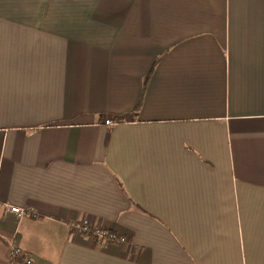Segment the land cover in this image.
I'll use <instances>...</instances> for the list:
<instances>
[{
  "label": "crops",
  "instance_id": "0c3cea01",
  "mask_svg": "<svg viewBox=\"0 0 264 264\" xmlns=\"http://www.w3.org/2000/svg\"><path fill=\"white\" fill-rule=\"evenodd\" d=\"M12 243L264 264V0H0V264Z\"/></svg>",
  "mask_w": 264,
  "mask_h": 264
},
{
  "label": "built area",
  "instance_id": "2783aa9c",
  "mask_svg": "<svg viewBox=\"0 0 264 264\" xmlns=\"http://www.w3.org/2000/svg\"><path fill=\"white\" fill-rule=\"evenodd\" d=\"M116 119L107 117L104 119V124L112 126ZM11 213L17 218L22 217H35L30 207H19L13 205H6ZM70 229L78 234H85L97 243L108 244V243H126L127 237L119 235L114 230L108 229L104 226L95 225L87 218H82L70 223ZM7 264H45L43 262L36 261L32 255L20 248L18 245H11L8 254Z\"/></svg>",
  "mask_w": 264,
  "mask_h": 264
},
{
  "label": "rangeland",
  "instance_id": "374dc122",
  "mask_svg": "<svg viewBox=\"0 0 264 264\" xmlns=\"http://www.w3.org/2000/svg\"><path fill=\"white\" fill-rule=\"evenodd\" d=\"M14 243H12L11 245H13ZM11 245L9 246V249H10V247H11ZM16 245V244H15ZM20 247V246H19ZM21 248V247H20ZM9 249H8V254H9ZM24 250V249H23ZM26 251V250H25ZM28 252V251H27ZM30 253V252H29ZM8 254H7V260H6V264H7V262H8ZM31 254V253H30ZM33 257V256H32ZM34 258V257H33Z\"/></svg>",
  "mask_w": 264,
  "mask_h": 264
}]
</instances>
